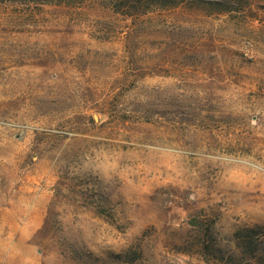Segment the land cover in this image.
Masks as SVG:
<instances>
[{
  "label": "rangeland",
  "instance_id": "obj_1",
  "mask_svg": "<svg viewBox=\"0 0 264 264\" xmlns=\"http://www.w3.org/2000/svg\"><path fill=\"white\" fill-rule=\"evenodd\" d=\"M249 228L264 0H0V264H240Z\"/></svg>",
  "mask_w": 264,
  "mask_h": 264
},
{
  "label": "trees",
  "instance_id": "obj_2",
  "mask_svg": "<svg viewBox=\"0 0 264 264\" xmlns=\"http://www.w3.org/2000/svg\"><path fill=\"white\" fill-rule=\"evenodd\" d=\"M62 1V0H59ZM160 1V0H158ZM258 229L256 228H249L247 229V233L244 234L243 233L245 230L240 229L237 232V235L240 236L241 235V239L243 241V243L246 245L247 249L250 251L251 253V260L246 261L244 263H240V264H255L254 262H261L263 261L262 259V252L264 251V247L261 246V242L260 241H256L254 240V233L257 231Z\"/></svg>",
  "mask_w": 264,
  "mask_h": 264
}]
</instances>
